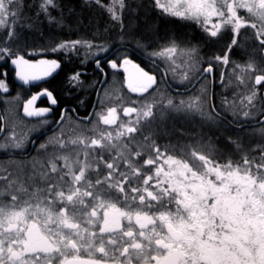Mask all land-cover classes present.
<instances>
[{
	"label": "snow or ice",
	"instance_id": "snow-or-ice-1",
	"mask_svg": "<svg viewBox=\"0 0 264 264\" xmlns=\"http://www.w3.org/2000/svg\"><path fill=\"white\" fill-rule=\"evenodd\" d=\"M9 62L39 90L20 133L0 125V264H264V0H0ZM69 65L73 89H127L70 132L42 86ZM178 117L199 125L159 143Z\"/></svg>",
	"mask_w": 264,
	"mask_h": 264
},
{
	"label": "trees",
	"instance_id": "trees-1",
	"mask_svg": "<svg viewBox=\"0 0 264 264\" xmlns=\"http://www.w3.org/2000/svg\"><path fill=\"white\" fill-rule=\"evenodd\" d=\"M93 15H96L99 18L98 13H93ZM74 65H69L64 68L63 71H60L58 75L55 76V78L52 80V89L59 97L60 100V108H63L65 106L72 107L75 109V112L78 113L79 116H87L90 112V109L93 105L94 98H95V92L97 89V85L93 87H86L84 89H73L71 86L67 83V76L70 74V68ZM0 67L8 68V63H0ZM79 70L86 73L85 76H82L81 79L84 80L86 85H91L95 80L98 78L101 80V77H99L98 73L93 72V68L91 65V62ZM9 75H11V72H9ZM159 77V74H158ZM171 82V79H170ZM198 85L197 87H199ZM190 87V86H189ZM218 89L220 87L218 86V81L215 86V92H218ZM104 90V89H103ZM102 90L101 96H103L104 91ZM80 101H83V103H80ZM69 115L72 116V112H69ZM72 121L68 124H65V128L67 130H72L70 125H75L78 123V121L72 116Z\"/></svg>",
	"mask_w": 264,
	"mask_h": 264
},
{
	"label": "flooded vegetation",
	"instance_id": "flooded-vegetation-1",
	"mask_svg": "<svg viewBox=\"0 0 264 264\" xmlns=\"http://www.w3.org/2000/svg\"><path fill=\"white\" fill-rule=\"evenodd\" d=\"M99 16V15H98ZM101 20H103V18L99 17ZM145 64H148L149 66H151L149 64L148 61H145ZM92 65V64H91ZM94 66L92 65V68ZM161 69H163V65H161ZM110 72V70H108ZM0 72H7L8 73V81H9V86H10V93L7 94V99H8V103L7 104H12V101L14 99H12L13 97H15L17 95V93H19L20 97H21V100L19 101L20 102V110H19V113L17 115V117L19 119H23V122L25 124H28L29 123V118H24L23 115H22V102H23V98L29 96L32 92H35V91H38L39 89L36 88V87H25V86H20V85H17L14 81V72L9 68H3V67H0ZM9 72H11V75H9ZM160 75V73H157V75ZM102 78V77H101ZM52 80H49L48 83L46 84H43L42 86L43 87H48L49 90H53L52 89ZM167 81L169 84L172 85V88L174 89H177V86L173 85L171 82H170V79L167 77ZM51 85V86H50ZM219 86V85H218ZM98 87V85H97ZM179 90H182L184 91L183 88L179 89ZM215 90V88H214ZM172 91V90H171ZM222 91V89H218V92H217V97H216V103L219 104V93ZM96 93V92H95ZM173 95H175V92L172 91ZM55 95V93H54ZM229 98H231L232 96V90L230 89L229 91L226 92V94ZM94 103V102H93ZM7 104L4 103V97L3 95H0V125H6L8 127L9 130H12L13 129V124H12V120H11V117H9L6 113V110H7ZM39 106H46V101L43 102V103H40ZM67 107V106H65ZM92 109V107H91ZM91 109H90V112L89 114L91 113ZM58 112H59V108L56 109V113L57 115L55 116V119H59V116H58ZM71 112V111H70ZM72 116L77 120V118H82V117H85V116H79L78 113L74 112L72 113ZM229 119H231V116L229 115L228 117ZM78 121V120H77ZM187 122V121H186ZM187 125V126H186ZM53 128L56 127L55 124L52 125ZM185 129H190L189 128V125L188 124H185ZM17 133H20L21 130H15ZM67 131H71V130H67ZM232 132L233 134L235 133V129L233 128L232 129ZM48 134H51L50 131ZM36 155V152H35V149L33 148V146L31 144L28 145V148L27 150L24 152V156L27 157L28 159H31L32 156H35ZM13 159H21V157L19 155H15L12 157ZM9 159V156L6 155L4 152L0 151V172H2L3 170V161H6Z\"/></svg>",
	"mask_w": 264,
	"mask_h": 264
},
{
	"label": "rangeland",
	"instance_id": "rangeland-1",
	"mask_svg": "<svg viewBox=\"0 0 264 264\" xmlns=\"http://www.w3.org/2000/svg\"><path fill=\"white\" fill-rule=\"evenodd\" d=\"M168 78L171 79V74H169ZM107 79H108V83L104 84L102 90L105 88H110V89H122L121 94L127 92L125 87L119 82V79L117 80L116 83H113L110 75ZM171 83L178 87L177 82L173 81L172 79H171ZM198 85H199V83L197 84V86ZM218 85H219V82H218ZM181 88H183V87L180 86L179 89H181ZM103 95H104V93H103ZM19 110H20V102H18L16 100H13L12 104H7L6 113L9 117H11L13 126L16 125L15 130H22L21 127L19 126L20 119L17 117ZM185 124L189 125L190 129H188V130H194L195 127H197L199 125V118L196 117L194 120H192L190 122L189 121L186 122L183 117H178L175 119L167 120L165 122V126H166V129L168 130V132L170 133V135L169 136L161 135L159 137L158 142L161 144H164V143H167L169 140H171L172 142H176L177 140L184 139L183 137L179 136V133L176 132L175 129H178V128L185 129Z\"/></svg>",
	"mask_w": 264,
	"mask_h": 264
},
{
	"label": "water",
	"instance_id": "water-1",
	"mask_svg": "<svg viewBox=\"0 0 264 264\" xmlns=\"http://www.w3.org/2000/svg\"><path fill=\"white\" fill-rule=\"evenodd\" d=\"M8 66H9V68L14 72V69L11 67V65H10V62L8 63ZM54 76H56L55 74H54ZM52 78H50V80H51ZM167 79V78H166ZM101 80H103V77L101 78ZM14 81H15V83L17 84V85H20V86H25V87H33V86H31V85H24V84H22V82H20V81H18V80H16L15 78H14ZM167 83H168V81H167ZM194 83H196V86H197V82H194ZM169 84V83H168ZM104 86V84L103 83H99V85H98V87H97V89H96V93H95V98H94V103L93 104H95L96 102H97V91H99V93L101 92V89H102V87ZM126 88V87H125ZM191 88V87H190ZM172 91H176V89H174V88H172L171 89ZM179 91H181V92H183L182 90H179ZM67 108H69V109H73L72 107H67ZM93 111V109H91V112ZM75 112V111H74ZM74 112H72V113H74ZM22 113V115H23V111L21 112Z\"/></svg>",
	"mask_w": 264,
	"mask_h": 264
}]
</instances>
